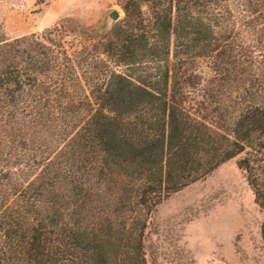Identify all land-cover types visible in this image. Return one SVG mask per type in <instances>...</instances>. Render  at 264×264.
Listing matches in <instances>:
<instances>
[{
  "label": "trees",
  "instance_id": "obj_1",
  "mask_svg": "<svg viewBox=\"0 0 264 264\" xmlns=\"http://www.w3.org/2000/svg\"><path fill=\"white\" fill-rule=\"evenodd\" d=\"M119 4L0 30V264H148L156 208L237 156L264 214V0Z\"/></svg>",
  "mask_w": 264,
  "mask_h": 264
},
{
  "label": "rangeland",
  "instance_id": "obj_2",
  "mask_svg": "<svg viewBox=\"0 0 264 264\" xmlns=\"http://www.w3.org/2000/svg\"><path fill=\"white\" fill-rule=\"evenodd\" d=\"M115 9L122 18L119 0H0V30L8 37L23 36L67 17L99 28L109 24ZM197 71L205 78L214 74L212 65ZM196 93L201 100L206 96ZM240 158L223 163L156 208L145 238L148 264H264V214L238 165Z\"/></svg>",
  "mask_w": 264,
  "mask_h": 264
},
{
  "label": "water",
  "instance_id": "obj_3",
  "mask_svg": "<svg viewBox=\"0 0 264 264\" xmlns=\"http://www.w3.org/2000/svg\"><path fill=\"white\" fill-rule=\"evenodd\" d=\"M109 17H110V22L108 26L111 25L113 22L118 21L121 17V13L115 9L111 11Z\"/></svg>",
  "mask_w": 264,
  "mask_h": 264
}]
</instances>
